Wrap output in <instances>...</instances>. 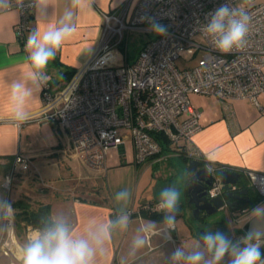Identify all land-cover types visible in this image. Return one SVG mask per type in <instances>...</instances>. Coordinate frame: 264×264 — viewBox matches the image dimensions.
<instances>
[{
	"label": "built area",
	"instance_id": "1",
	"mask_svg": "<svg viewBox=\"0 0 264 264\" xmlns=\"http://www.w3.org/2000/svg\"><path fill=\"white\" fill-rule=\"evenodd\" d=\"M254 1L139 0L131 12L125 9L102 15L100 38L87 51L85 61L61 88L52 90L48 83L42 86V106L27 122L35 120L65 129L74 152L93 170L104 171L109 151L123 148L126 141L131 142L136 165L164 163L173 148L180 144L188 147L201 130L202 113L192 105L190 95L214 96L227 113L233 99L247 100L260 108L259 97L264 93V3ZM226 2L245 8L251 17L246 46L230 54L219 52L200 31L208 14ZM31 3L25 0L22 8L15 9L17 40H24L34 9ZM145 15L167 26V35L155 34L132 63L115 66L119 53L115 46L123 31L153 33L141 20ZM184 56L190 65L177 67L176 61ZM3 121L13 123L0 118V123ZM160 140L168 142V151H163ZM189 151L188 157L202 162L213 175L210 197L236 189L216 175L228 170L244 175L251 190L264 199V173L214 167L206 164L199 151ZM13 168L26 171L29 161L17 156ZM157 203L148 202L143 209L161 213ZM246 213L235 211V221L247 219Z\"/></svg>",
	"mask_w": 264,
	"mask_h": 264
},
{
	"label": "crops",
	"instance_id": "2",
	"mask_svg": "<svg viewBox=\"0 0 264 264\" xmlns=\"http://www.w3.org/2000/svg\"><path fill=\"white\" fill-rule=\"evenodd\" d=\"M138 1L93 0L90 5L91 12H84L78 16L77 31L61 46L56 59L50 61L45 70L49 76L47 83L52 90H57L66 83L63 76L65 71L80 67L87 56L86 53L80 60L82 52L91 50L97 43L102 31V15L117 14L125 9L131 12ZM68 4L69 0H51L45 16H40L34 8L31 11L24 40L15 38V24L18 19L15 9L12 13L0 17V118L10 119L11 102L5 83H11L27 72L25 65L27 53L24 50L27 36L41 20L47 24L58 19ZM45 27L41 25V31ZM36 95L37 100L29 105L31 116L35 115L42 106L41 90ZM191 97L195 100L192 101ZM189 99L202 113L201 130L192 138L188 147L180 144L179 147L173 148L172 155L164 163L150 165L148 161L147 166L151 167L147 170L145 167L139 174L137 184L132 191L130 205H120L118 208L116 201L110 203L105 198H95L100 193L98 189L101 185L95 186L93 180L103 171L89 168L74 152L70 136L65 129L35 120L19 128L7 121L0 123V178H11V183L6 188L0 187V193L12 203L23 195L34 196L43 204L49 205L50 215L63 214L73 229V235L77 237L86 235L90 223H93L95 229L100 225H106L109 220L115 221L121 215H128L127 229L124 231L117 227L111 230V239L105 242L103 253H97L95 264H138V262L148 264L150 260L142 263L140 260H144L143 256L153 253L157 256L158 264H162L164 262L163 259L160 261V258L167 253L171 255L182 243L190 244L206 230L224 232L235 240L240 231L247 230L244 225L236 226L237 234H234L233 227L230 230L227 224L213 225L215 222L202 220L204 216L195 218L192 215L186 196L190 178L187 170V162L190 160L188 154L189 150L199 151L206 164L214 167L264 173V93L259 97L260 108L247 100L233 99L229 101L228 113L223 110L220 101L214 96L193 94ZM125 147L124 143L123 149L116 150L122 154L126 151ZM17 156L29 161L28 170L13 168ZM131 162L134 163L133 153ZM135 166L138 170V165ZM153 167L159 168L157 174L154 173ZM42 172L48 179V184L46 180L37 179L38 173ZM238 174L241 182L233 185L253 192L247 178L241 173ZM137 176L136 172L135 178ZM173 185L181 192L176 231L171 233V239L152 236L146 243L145 251L135 255L130 254L131 245L127 243L130 228L133 225L140 226L141 234L145 235L144 229H151L153 225L158 228L163 220V213L151 215L143 209V206L151 201H159L160 191ZM262 202L264 199L257 204ZM119 211L122 214H117ZM227 211L234 216V210ZM247 219L249 223L248 216ZM196 221H200L199 226L196 225ZM136 231H131L132 237ZM34 232L35 230L30 227L23 232L24 243ZM5 237L0 235V264H19L17 257L20 255L22 244L16 234L7 237L3 242Z\"/></svg>",
	"mask_w": 264,
	"mask_h": 264
},
{
	"label": "clouds",
	"instance_id": "3",
	"mask_svg": "<svg viewBox=\"0 0 264 264\" xmlns=\"http://www.w3.org/2000/svg\"><path fill=\"white\" fill-rule=\"evenodd\" d=\"M51 0H32L40 16L46 15ZM93 0H69L59 16L52 23H38L27 36L24 50L27 53L25 65L27 72L11 83H5L11 102L10 119L19 128L31 118L29 105L37 100V93L49 81L46 68L54 61L61 46L77 31V18L81 13L91 12ZM25 0H0V17L12 13L13 9L24 6ZM148 30L159 36L167 35V26L154 17L143 16ZM251 17L245 8L224 3L208 14L207 22L200 27L201 33L221 53L230 54L242 50L247 44ZM41 25L45 29L41 31ZM212 159V157L210 158ZM10 177L0 178V187L6 188ZM264 191V189H262ZM129 192L124 189L115 194L117 201H126ZM181 192L175 185L164 188L159 193L156 208L163 213L160 227L153 225L144 229L145 235H136L132 240L131 253L144 248L152 236L171 239L176 231ZM15 209L12 202L0 193V235L10 237L14 234ZM251 227L237 239H231L221 231L206 230L190 244L177 247L167 259V264H264V202L253 206L247 213ZM42 227L35 230L31 238L21 246L17 257L19 264H95L98 252L111 239V230H126L128 215L106 225L93 227L90 223L86 235L74 236L73 229L63 214H52L42 221Z\"/></svg>",
	"mask_w": 264,
	"mask_h": 264
},
{
	"label": "rangeland",
	"instance_id": "4",
	"mask_svg": "<svg viewBox=\"0 0 264 264\" xmlns=\"http://www.w3.org/2000/svg\"><path fill=\"white\" fill-rule=\"evenodd\" d=\"M254 3L255 4L264 3V0H255ZM242 4L243 3L241 2L240 5H242ZM155 36L156 35L154 33H148L142 29H132V30L123 31V33L120 37V40L118 37V40H119L118 44L115 46V48L119 51V53H118V55L114 61L115 66H117V67L122 66L126 62L132 63L136 59L140 49L147 42L154 39ZM185 60H188L187 56H184L180 60L176 61L177 67L184 68V67H187L188 65H190ZM191 100L194 101L195 99L193 97H191ZM119 133H120V131H119ZM130 143L131 142H128V141L125 142L126 151H125V153H122V154H120L118 152V150H116V149H111L107 155L106 160H105V170L100 175L99 174L96 175L94 177V180H93L95 183V186L101 185V187H99V189H98V191L100 193L95 198H102V199L105 198V199L109 200L110 203H112L113 201H116L118 208L120 205H127V204L130 205L131 204L130 201H131L132 194H133L132 191L137 184L136 181L139 177V174L142 173V170H144L145 167H146V170L149 167H151V166H147V164L149 163V162H147L143 165L142 164L138 165V170L136 169L135 164L131 162V154L133 153V151H132ZM153 169H154V173L157 174L156 172L159 168L155 169V167H153ZM136 172L138 175L137 178H135ZM34 175H36V174H34ZM38 178H40L42 180H46V182H47L46 184H48V179L45 178V176L43 175V172L38 173L37 179ZM100 188H101V190H100ZM111 189H112V193H111ZM124 189H126L129 192L128 199L126 201H117L115 199V194L121 190H124ZM35 196H36V194H35ZM119 212H117V214H122L121 212L120 213ZM202 220H205V221L208 220L211 222H215L213 225L219 224V226H220V223L227 224V226L230 227V230L233 227L234 232L237 231V228H235L237 225L234 223L235 217L232 216L226 209L219 210L215 214L206 216ZM199 222L200 221H196L197 226L200 225ZM13 224H14V221H13ZM137 228L139 231L137 230ZM132 230H134V231L137 230L134 237L136 235H142L141 234L142 229L140 228V226L136 227L135 225H133L130 228V235H128V237H127V243L130 245L132 244V240L134 239V237H132V235H131ZM14 236H15V230H14ZM6 239H7V237H5L3 242H5ZM15 240H17L16 237H15ZM146 249H147V247L145 245L144 248L137 250L136 253H139L141 251H145ZM167 249H169L168 246H167ZM169 256H170V254L167 253L163 258L159 257L160 261L163 259L164 263H162V264H167V259ZM143 257H144V260H140V263H142L145 260H150V263H148V264H158V259L156 258L157 256L155 255V253H153L151 255H146ZM227 259L228 258L226 257L225 258V264L227 262ZM138 264H139V262H138Z\"/></svg>",
	"mask_w": 264,
	"mask_h": 264
},
{
	"label": "water",
	"instance_id": "5",
	"mask_svg": "<svg viewBox=\"0 0 264 264\" xmlns=\"http://www.w3.org/2000/svg\"><path fill=\"white\" fill-rule=\"evenodd\" d=\"M86 53L87 50L82 52L80 60L84 58ZM187 170L190 176L186 188L187 203L195 218H199L200 215L206 217L222 209L236 210L237 200L241 195L247 194V190H240L210 197L208 191L213 183V175L207 167L203 166L200 161L190 159L187 162ZM216 175L227 185L240 182V175L233 171L220 170L216 172ZM248 226H251L250 222Z\"/></svg>",
	"mask_w": 264,
	"mask_h": 264
},
{
	"label": "trees",
	"instance_id": "6",
	"mask_svg": "<svg viewBox=\"0 0 264 264\" xmlns=\"http://www.w3.org/2000/svg\"><path fill=\"white\" fill-rule=\"evenodd\" d=\"M74 72L75 70H71V69L66 70L63 75L64 81L66 82L69 81L70 78L73 76ZM154 136L155 138L160 139L158 135L155 134ZM160 143L162 145L163 151H168V142L165 140H160ZM240 182H238V184H240ZM253 195L254 196H252L250 199H248L247 201L243 202L240 205V209L242 208L251 209L258 202L262 201V198L259 197L257 194L254 193ZM12 205L16 210L14 217L15 234L18 241L23 245L25 244L24 241L22 240L23 232H25L28 227L34 230L41 228L43 226L41 221L44 218L50 216V208L49 205L43 204L38 199L31 197L29 195H23L20 199L13 202ZM150 214L157 215V213H150Z\"/></svg>",
	"mask_w": 264,
	"mask_h": 264
},
{
	"label": "flooded vegetation",
	"instance_id": "7",
	"mask_svg": "<svg viewBox=\"0 0 264 264\" xmlns=\"http://www.w3.org/2000/svg\"><path fill=\"white\" fill-rule=\"evenodd\" d=\"M240 190H247V189H245V188H238V187H236V189L234 190V191H232V192H238V191H240ZM254 193L253 192H249L248 190H247V194L246 195H241L240 196V198L237 200V207H236V210H234V211H237V210H240V205L243 203V202H245V201H247L248 199H250L252 196H254L253 195ZM243 210H246L247 211V213H248V210L249 209H246V208H242ZM247 213H246V218H247ZM200 216H202V215H200ZM237 226H239V225H241V226H243L244 225V227H245V229H247L248 230V228H249V226H248V219H244L242 222H240V223H238V222H234ZM221 225H222V223H220ZM251 227V226H250ZM246 230V231H247ZM245 231V232H246ZM244 231H240L238 234H237V232H234V234H237V237L235 238V239H237L239 236H242L244 233H245ZM262 251H264V249H262Z\"/></svg>",
	"mask_w": 264,
	"mask_h": 264
},
{
	"label": "bare ground",
	"instance_id": "8",
	"mask_svg": "<svg viewBox=\"0 0 264 264\" xmlns=\"http://www.w3.org/2000/svg\"><path fill=\"white\" fill-rule=\"evenodd\" d=\"M13 237V236H12ZM9 239V238H8ZM14 240V239H13ZM13 243V242H12ZM15 245V244H14Z\"/></svg>",
	"mask_w": 264,
	"mask_h": 264
}]
</instances>
